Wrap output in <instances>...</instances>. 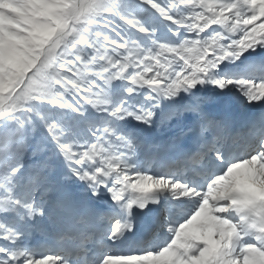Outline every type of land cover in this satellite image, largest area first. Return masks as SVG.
<instances>
[{"label":"rangeland","instance_id":"374dc122","mask_svg":"<svg viewBox=\"0 0 264 264\" xmlns=\"http://www.w3.org/2000/svg\"><path fill=\"white\" fill-rule=\"evenodd\" d=\"M103 1L117 6L120 14L114 4L116 14L112 12L123 22L98 0H0V100L7 98V101L17 102L11 114L0 102V199L3 212L14 224L22 221L23 214L29 216V199L44 187L42 169L35 165V157L39 154L47 157L49 165H44V170L51 163L61 162L65 163L69 178H79L80 170L71 158L78 156L80 148L86 146V130L92 129L96 116L93 114L97 113L111 145L106 154L115 158L117 164L123 163L116 153L122 137L118 112L123 100L126 107L145 114L144 91L152 88L155 95L164 96L161 87L176 82L181 72L187 73L182 68L177 70L181 60L174 64L176 57H182L184 44H193L198 57L207 53L203 40L207 38L208 43L211 40L204 2ZM238 1L248 6L253 0ZM238 1L206 0L234 36L240 34L242 18L246 17L245 9L235 6ZM129 26L139 31L138 34ZM165 30L177 40L183 34L188 37L172 46L162 41L168 37L159 39L154 44L157 52L154 56L150 54L153 46L148 54L140 48L143 40L139 34L155 36ZM179 44L184 46L180 45L179 50L174 48ZM187 55L182 62L192 65L195 59ZM200 66L199 63L195 67ZM29 67L32 69L28 70ZM50 79L55 81L54 90ZM129 91L134 93L132 97L128 96ZM60 95L69 101L72 109ZM11 171H16L19 178L17 189H10L4 180ZM7 190L8 193L2 195ZM10 198L12 203H6ZM245 234L250 237V233ZM256 243L254 239L250 242L251 245Z\"/></svg>","mask_w":264,"mask_h":264},{"label":"bare ground","instance_id":"6f19581e","mask_svg":"<svg viewBox=\"0 0 264 264\" xmlns=\"http://www.w3.org/2000/svg\"><path fill=\"white\" fill-rule=\"evenodd\" d=\"M98 2L103 7L105 6V9L109 8L111 11L107 10L110 12H116L114 3L110 4L103 0H98ZM246 8L251 12L252 18L249 19V23L247 22L248 24L244 27L238 40L230 36H228L230 39H224L227 38V30L222 25V29L209 26L208 35L210 36L207 37L211 41L205 45L207 46L206 54H200L198 57L197 51L191 50L190 45L180 44L184 46V49L186 48L181 51L182 57H186L188 54L187 57L194 58L195 61H190L192 64H189L190 69L186 66L182 68L187 73L183 75L181 72L176 82L161 87L162 92L165 93L164 96L150 94L148 91L142 93L143 102L148 112L147 117H136L130 108L122 107L121 113H119L121 118L119 126L125 140L120 142L117 152L122 157L119 161L124 164H117L111 156L106 154L109 146L105 137L102 136V132L100 133L102 131L100 130L101 121L97 116H94L91 124L92 129L86 130L88 135L86 146L79 151L78 156L71 158V162L80 167L86 182V185H83V191H81L84 199L83 213H77L78 203L74 202L75 200L67 198L63 204L68 214L75 213L78 225L76 233L69 236L72 239L71 256L57 253L59 249L54 252L52 248H41L38 253L42 258L38 260L33 257L35 251H32L31 254L23 253L18 247L20 238L14 237L7 246L0 243V264H47V260L54 259V255L56 258L52 264H118L125 259L143 260L148 264H185L183 260L189 259L190 252L194 248H196L195 254L198 256H195L196 259L192 257L191 260H196L195 264H264V238L255 239L256 234H260L257 232L254 234L247 230L244 232L250 233V237L257 243L251 245L247 241L248 246H244L245 254L236 257L233 256L235 254L233 250L231 256L228 258L223 256L220 263H215L210 259L211 248L216 244V238L225 235L223 228L229 227L230 231L234 232V229L237 230V221H243L244 217L250 220L251 217L257 216L256 225L264 220V214L260 215L256 211L243 213L237 217V215L231 214L230 208L226 209L229 202V195H226V191L229 184L235 179L236 185L249 182L254 189L263 193L259 196L264 198V181L262 180L264 179V156L258 152L252 154L251 159L258 168L249 167V169L238 161L224 159L222 149H226L228 143L219 141L217 143L219 147L214 153L208 150L206 144L209 142L206 141L202 148L208 157L201 161L207 164H217L219 170H215L212 174H205L202 169L193 165V168H196V176L193 179H190L188 172L179 176L180 172L184 170V166L192 161H185L179 165H164L158 158L165 148V143H174L181 134H186L192 128V125L185 127L187 116L200 119L199 123L202 126L198 123L194 126L204 127L213 136L221 132L218 123L212 124L206 118L208 109L223 98L221 93L228 101L236 99L241 105H247L264 92V62L258 65L248 64L243 68L239 67L248 52L259 50L261 46L264 47V0H253L251 5ZM115 17L118 20L122 19L116 15ZM138 32L136 31L137 34ZM139 36L143 40L140 48L148 54V49L154 46L159 39L168 37V34L157 33L156 36L139 34ZM181 40L183 39L176 41L172 39L176 43H180ZM185 53L187 54L185 55ZM199 63L203 70L198 69L193 72L192 70H196L195 65ZM220 64L227 65L225 72L220 70ZM31 69L32 67L28 68V70ZM186 79L193 80L198 84V93L194 94L183 88L181 81ZM15 90L16 87L13 91ZM238 92L239 97L237 96ZM185 96L191 98V104L185 103ZM0 102L6 104L7 98ZM134 118L159 133L164 142L159 144L150 142L149 148L145 149L138 142V138L142 137L143 133L136 128L133 122ZM209 124L213 125V128L208 127ZM175 133H177L176 137ZM200 158L202 156L194 157V164L199 162ZM98 170H101L102 173L99 174ZM221 172L224 173L223 177L219 175ZM157 174L161 176L155 177ZM48 179L51 181L50 177ZM72 184L74 188H78L76 187L79 185L77 182H72ZM44 191L43 188L37 193H44ZM121 191H124L123 195L120 194ZM136 191L147 193L166 191L169 195V199L165 203V207L168 209L163 212L169 225L165 228L162 227L161 232L149 239V242L143 245L142 251L137 250L138 247L134 245L127 247L119 241V232L123 222L122 208L126 209L128 197ZM229 194L231 195L230 192ZM204 195H206L204 200L210 208L207 212L211 213V217L207 218H204L207 212H202L198 208V203ZM1 205L0 202V207ZM41 205L46 213L50 212L51 216H54L51 201ZM92 206H96V212L92 210ZM57 209L54 207L56 212H58ZM39 216L38 212H34L32 217L37 219ZM258 217H260L259 220ZM0 221L8 223L18 236L26 233L24 226L11 224L9 216L2 210H0ZM199 222H205L204 231L196 227ZM260 226L264 227V224H260ZM194 234L196 240L193 239ZM201 241L207 242L210 247L201 248L199 245ZM189 244L193 246L190 249H188ZM169 245L176 246V250H169ZM235 245L238 243L236 242ZM155 248H158V254L154 252ZM219 249L225 253V248L220 247ZM150 250L153 251L150 252ZM236 250L243 252L240 247Z\"/></svg>","mask_w":264,"mask_h":264},{"label":"water","instance_id":"95a60500","mask_svg":"<svg viewBox=\"0 0 264 264\" xmlns=\"http://www.w3.org/2000/svg\"><path fill=\"white\" fill-rule=\"evenodd\" d=\"M186 85L190 87L191 89H195L196 87L193 83H186Z\"/></svg>","mask_w":264,"mask_h":264}]
</instances>
